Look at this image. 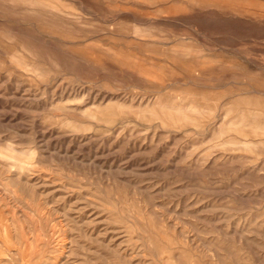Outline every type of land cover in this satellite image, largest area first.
Returning <instances> with one entry per match:
<instances>
[{
	"label": "rangeland",
	"instance_id": "obj_1",
	"mask_svg": "<svg viewBox=\"0 0 264 264\" xmlns=\"http://www.w3.org/2000/svg\"><path fill=\"white\" fill-rule=\"evenodd\" d=\"M0 264H264V0H0Z\"/></svg>",
	"mask_w": 264,
	"mask_h": 264
},
{
	"label": "bare ground",
	"instance_id": "obj_2",
	"mask_svg": "<svg viewBox=\"0 0 264 264\" xmlns=\"http://www.w3.org/2000/svg\"><path fill=\"white\" fill-rule=\"evenodd\" d=\"M240 125L244 127V124L240 123Z\"/></svg>",
	"mask_w": 264,
	"mask_h": 264
}]
</instances>
